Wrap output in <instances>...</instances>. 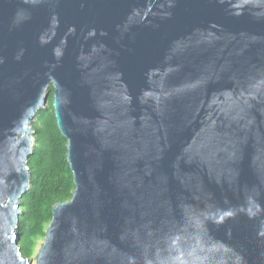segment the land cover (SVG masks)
<instances>
[{
  "label": "water",
  "instance_id": "water-1",
  "mask_svg": "<svg viewBox=\"0 0 264 264\" xmlns=\"http://www.w3.org/2000/svg\"><path fill=\"white\" fill-rule=\"evenodd\" d=\"M51 87L75 188L35 264H264V0H0V264Z\"/></svg>",
  "mask_w": 264,
  "mask_h": 264
},
{
  "label": "trees",
  "instance_id": "trees-1",
  "mask_svg": "<svg viewBox=\"0 0 264 264\" xmlns=\"http://www.w3.org/2000/svg\"><path fill=\"white\" fill-rule=\"evenodd\" d=\"M51 87L47 106L37 111L32 128L34 147L27 160L30 185L20 198L18 236L21 254L30 257L36 240L44 237L52 207L72 197L75 186L66 155L67 139L60 132L52 105Z\"/></svg>",
  "mask_w": 264,
  "mask_h": 264
},
{
  "label": "rangeland",
  "instance_id": "rangeland-1",
  "mask_svg": "<svg viewBox=\"0 0 264 264\" xmlns=\"http://www.w3.org/2000/svg\"><path fill=\"white\" fill-rule=\"evenodd\" d=\"M43 240H44V237H39L37 240H36V245H35V247L33 248V252H32V254L30 255V259H32V261H33V264H35V257H36V254H37V252H38V249H39V247H40V244L43 242Z\"/></svg>",
  "mask_w": 264,
  "mask_h": 264
}]
</instances>
